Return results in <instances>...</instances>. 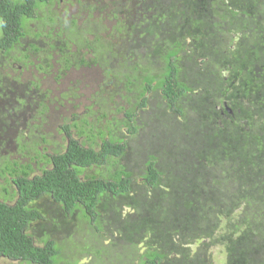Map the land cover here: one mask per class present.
Here are the masks:
<instances>
[{
    "label": "trees",
    "instance_id": "16d2710c",
    "mask_svg": "<svg viewBox=\"0 0 264 264\" xmlns=\"http://www.w3.org/2000/svg\"><path fill=\"white\" fill-rule=\"evenodd\" d=\"M120 1L108 47L99 35L87 40L83 9L0 0V65L28 68L36 85L39 73L60 77L54 65L78 70L103 57L105 78L119 86L102 88L105 102L74 114L58 140L32 126L25 164L0 152V194L11 189L0 200V264H79L84 252L91 264H264V0ZM140 14L152 20L134 21ZM32 23L45 40L20 43L34 40ZM111 49L136 54L124 64ZM115 95L128 99L121 118L103 111ZM145 118L159 127L131 157L128 139ZM46 198L74 221L55 224L66 229L60 241L35 236Z\"/></svg>",
    "mask_w": 264,
    "mask_h": 264
},
{
    "label": "flooded vegetation",
    "instance_id": "af4514ba",
    "mask_svg": "<svg viewBox=\"0 0 264 264\" xmlns=\"http://www.w3.org/2000/svg\"><path fill=\"white\" fill-rule=\"evenodd\" d=\"M84 1V0H83ZM87 2L84 1L83 3V7L82 8L79 4H76L75 1L74 3H72L73 1H69V0H60L59 3L56 2V4H53V10L59 6L62 5L63 7H67L71 14L75 13V9H83V20L82 19H78L79 22L77 24H81V21L83 22H87V24L89 25L88 30L87 28L85 29L86 33L85 36L87 38V40H92L95 39L97 35L101 36L102 38H104L105 40L104 43L109 47L110 44V36L112 34L111 29L112 27L116 24L117 19L115 17H113L114 13L119 12L118 8L121 7V1L120 0H86ZM207 0H196V2H198L200 5H203L204 2H206ZM138 0H130V5L131 7L137 4ZM72 3V4H71ZM142 18H135L134 21H150L152 20V17L150 16H143V14H140ZM61 22V20H60ZM82 22V23H83ZM147 24L151 23V22H146ZM139 24V22H138ZM146 24V25H147ZM33 27H36L35 23L31 24ZM39 27H36L33 35L34 40H29L26 39L27 37L24 36L22 38H20V43L26 41L29 43H34V42H38V41H44L45 39H43V36L40 34V30ZM132 39H136L137 37L135 36H131ZM29 38V37H28ZM85 40V38H84ZM137 42L134 44V46H138V39H136ZM86 42H81L80 44H76L77 46H82L84 45ZM78 48V47H77ZM136 48V47H135ZM74 50V49H73ZM137 50V48H136ZM112 54L114 55H118L119 57V61L121 63L126 64L129 61V58H131L132 56H134L135 54H132L131 57H123L122 55L119 54L118 51L112 50L111 49ZM141 52H139V55ZM90 56V55H89ZM139 56V57H140ZM89 60H91L90 57H87ZM92 64L91 65H87V66H81L80 69L75 70V69H70V70H63L60 68L59 65H54L52 67V71L55 73L60 72V77L58 79H56L55 76H53V74L51 76H49L50 78H47L46 76L44 77L43 73H39V83L34 85L31 84L29 81L35 80L34 78H31V80H26V72H30V70L28 68L23 67L22 65H19L16 62H12L10 64L8 63H4L1 62L0 65V75L3 76L5 78V80L7 81V83H3L4 80L0 79V104L1 102L4 100V102L6 101L7 103L11 102L12 100L15 99L16 102L20 103V105L22 103L25 102V99L28 98L31 101V104H33V106H30L29 109H31L32 107L34 110V113L36 116H38L40 118V122L45 121L46 124H48V115H52L56 120H57V124H54L55 128L54 131L52 132V134H54L55 136H64L65 134L63 132L60 131V127L64 124L67 125H71L72 124V116L74 114H78V115H85L88 112V108L90 106H92V104H95L97 101H102L105 102V95L103 94V97L101 95L100 97V93L101 91L103 92L102 88H104V90H108L107 88H112V87H118V83L116 80H111V79H107L105 78V73H104V67H105V63L102 64L103 62V57L99 60V64H96V61H89ZM55 63V62H54ZM56 64V63H55ZM102 64V65H101ZM147 60H143L142 56H141V61L140 64L138 66V69L135 67V69L138 71L137 75H142L144 76V71L143 69H146L147 66ZM135 65V64H133ZM57 66V67H56ZM16 67V70L14 72V74L12 76H10L7 73V70L10 68ZM30 69H32V67H29ZM29 70V71H27ZM6 74V75H5ZM91 74H94V78H93V82H95L96 84V90L94 91L93 94H97L99 93V97H95L92 100H90V98L87 100V105H83L82 102L79 103L77 102L79 100L80 97H84L83 94H79L78 90L72 91L74 89H76V85L77 89L80 88L81 86L83 88L87 87L93 88L92 82L90 83V76ZM48 76V75H47ZM12 77H15V79H13ZM140 80H134L133 84L135 88H137L139 86V82L142 80L143 77H140ZM25 79V80H24ZM100 80L99 81L97 80ZM106 80V81H105ZM43 81H47L50 82L52 81L53 83H55V85L57 87L61 86H65L66 88H64L63 90L65 91H58L59 94L58 96L54 95L52 93V90L49 89L48 87H45V83ZM16 82L18 84H16ZM3 83V85H1ZM25 85H22L24 84ZM22 85L21 87H18V85ZM67 84V85H65ZM39 85V87H38ZM44 85L43 89H41V87ZM37 86V88H36ZM17 88H22L23 89V96L20 94H17L15 92V90ZM69 89H71L69 91ZM51 92V94H50ZM15 94L12 97L9 96V94ZM18 95L22 96L23 98L18 97ZM137 97V94L135 95ZM91 97V96H90ZM114 99H120L121 101H125L128 102V99L126 98H122L118 95L113 96ZM85 104V103H84ZM150 106V105H149ZM149 106L147 108H149ZM82 107V111L79 112L80 108ZM96 107H98V105H96ZM153 107L152 106L150 109H152L153 112ZM229 112L231 113V110H229ZM65 113H68L66 115H63ZM45 114H47V118L45 117ZM33 116V115H31ZM25 125H23L22 129L19 132H16L15 134H11V132L9 134L13 135L14 140L12 141V137L9 135V137L11 138V140L9 142L6 141V138L4 136V140H3V136H0V152L2 154H4V150L3 151V146L5 144V146L9 147V145H11V143H13V145H15L13 147V149L15 150V152H18V157L17 155H15L14 153H5L4 155L11 161L13 162H17L18 164H25L26 161L30 160V156H26L27 152L24 150H21V146L26 147L27 146V141H31V138L29 137V135H32V126L30 127L27 122L24 123ZM45 124V125H46ZM44 125V126H45ZM142 126V125H141ZM34 127V126H33ZM26 130H23V129ZM34 128H36V130L34 129V133L37 132H41L39 129L42 128V125H37ZM4 129L3 127H0V130ZM123 130V129H122ZM44 133V132H41ZM54 137V136H52ZM69 141V140H68ZM65 144L64 142H61V145ZM67 144V143H66ZM48 144H46L45 146H47ZM59 145V144H56ZM53 141L51 142V144H49L48 146L50 147H57ZM6 152V151H5ZM24 154H26L24 156ZM262 154V153H261ZM21 156V157H19ZM16 163V164H17ZM260 164L261 167L264 168V155L262 154V158L260 159ZM261 175L263 176L262 181H264V170H260ZM11 191V189H9L6 193H2L0 194V200H4L6 201L7 198L10 199L11 195H8V193ZM90 254L84 252L82 255L81 253H78L75 255V258L79 260V264L80 263V259L84 260L85 258H88L89 260L91 258L94 259V257H92ZM89 256V257H88ZM92 259V260H93ZM91 261H85L84 264H91Z\"/></svg>",
    "mask_w": 264,
    "mask_h": 264
},
{
    "label": "rangeland",
    "instance_id": "374dc122",
    "mask_svg": "<svg viewBox=\"0 0 264 264\" xmlns=\"http://www.w3.org/2000/svg\"><path fill=\"white\" fill-rule=\"evenodd\" d=\"M15 70H16V67L10 68L7 70V73L10 76H12L14 74ZM27 76H28V73H27L26 77ZM89 78H90V83L92 82L93 88L92 87L83 88L81 86L80 88L77 89V86H79V85H76V89L72 90V91L78 90L79 94L81 93L84 95L83 98L80 97L79 100L77 101L79 103L82 102L83 105H87V100L90 98V96L96 90V85H94L96 83L93 82L94 74H91V76ZM97 80L100 83V80L99 79H97ZM43 82L46 85L45 87H48L49 89H51L52 93L56 96H58V94H59L58 91H65V90H63L64 88H66L65 86L57 87L55 85V83H53L52 81H50V82L43 81ZM16 84H18V83L16 82ZM22 85H25V83ZM22 85L19 84L18 87H21ZM65 85H67V84H65ZM43 87H44V85L41 87V89H43ZM70 90L71 89H69V91ZM15 92L17 94H20L23 96V89L22 88H17L15 90ZM50 94H51V92H50ZM13 95H15V94H12V93L9 94L10 97H12ZM20 95H18V97L23 98ZM123 104H125V103L122 102L120 99H118V98L114 99V101L111 102L108 106L106 105V107L103 109V111L105 113L108 112L110 114H111V111H114V114H111L110 117L117 116L118 118H121V117H123V113L120 112L119 114H117L116 110H117V108H120V106ZM29 105L33 106V104H31L30 99H28V98H26L25 102L22 103L21 105H20V103L16 102L15 99L12 100L11 103H7L6 101L4 102V100L1 102V104H0V127H3L4 129H7V131H8V134L4 135L5 137H7V135H8V137L6 138L7 142H9L11 140L9 135L12 137V141L14 140V137L11 134H15L16 132H19L22 129L23 125H25L24 123H26V122L30 127L42 125V128H40L39 130L41 132H44V133H52L54 131V128H55L54 124L58 123L57 120L50 114V115H48V124H46L45 121L40 122V118L38 116H36L34 113V110H33L34 107L29 109L30 108ZM156 106H157V108H156ZM95 109H92V110H95ZM161 109L163 110L161 104L155 105L153 107V112L151 111L150 113H148V115L151 114V116L154 118L157 116L158 113L161 112ZM80 111H82V107L80 108L79 112ZM66 114H68V113H65L63 115H66ZM31 115H33V116H31ZM45 117L47 118V114H45ZM160 118H162V117H160ZM158 120L148 121L147 118H145L143 120L144 124L142 125L143 129L137 131L135 138H133V136L132 137L130 136L128 141H129V145L131 146V150H129L131 157L132 156L136 157L137 156L136 154L140 153L139 148L137 146V144L139 143L138 138L143 136L144 139H147L148 135H150L152 132H154V130L156 128L158 129V127H159V126L157 127ZM140 122L142 123V118L140 119ZM174 127L175 126H173V128ZM34 129L36 130V128H34ZM23 130H26V129L24 128ZM10 132H11V134H9ZM51 139L53 141L58 140V137L54 136V137H51ZM3 140H4V137H3ZM14 146L15 145H13V143H11V145H9V147L5 146V144H4L3 151L6 149L5 150L6 152L4 151V154L10 152V153H14L18 157L19 151L15 152V150L13 149ZM25 155L26 154H24V156ZM146 155H148V154H146ZM19 157H21V156H19ZM131 159H133L132 162L138 163V161H136V160L134 161L135 158H131ZM141 163H143V162L141 161ZM3 186H6L5 180L0 178V188H2ZM37 206L44 213V215L46 217V222L44 223L43 226L38 228L37 231L35 232L36 238L39 241H41L43 238H48L49 236H51L54 241H60L62 239L63 235H64V237H66L67 234L65 233V230L68 229L67 227L71 226L74 221L73 222H70L69 220L64 221L63 216H62V212L55 211L54 210L55 206L47 198L44 199L43 201L38 202ZM58 220L64 222L63 226L66 227V229H62L59 227L55 228V224L58 223ZM59 229H62L60 231V233L58 232ZM87 240H88V238H87ZM101 240H103V239H101ZM82 242L86 246L87 241L85 239H83ZM73 246L75 249V246H76L75 242H74ZM76 249H78V248H76ZM103 258L105 259L104 256H103ZM92 259L93 258H91L90 260L88 258H85L84 260L80 259V263L84 264L85 261H91ZM94 264H97V263H94Z\"/></svg>",
    "mask_w": 264,
    "mask_h": 264
}]
</instances>
